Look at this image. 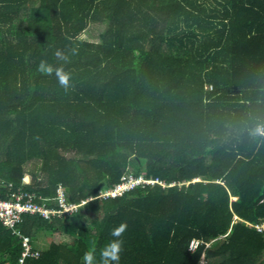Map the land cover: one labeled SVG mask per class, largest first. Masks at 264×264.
I'll list each match as a JSON object with an SVG mask.
<instances>
[{"label":"trees","instance_id":"16d2710c","mask_svg":"<svg viewBox=\"0 0 264 264\" xmlns=\"http://www.w3.org/2000/svg\"><path fill=\"white\" fill-rule=\"evenodd\" d=\"M91 23L105 29L88 35ZM63 51L69 62L58 60ZM71 73L65 91L37 71ZM264 0H0V264H83L127 229L119 264H264ZM135 168V171L133 170ZM134 171V172H133ZM134 173V174H132ZM158 180L101 196L124 175ZM29 176L30 181L25 182ZM69 242L37 246L40 233Z\"/></svg>","mask_w":264,"mask_h":264},{"label":"built area","instance_id":"2783aa9c","mask_svg":"<svg viewBox=\"0 0 264 264\" xmlns=\"http://www.w3.org/2000/svg\"><path fill=\"white\" fill-rule=\"evenodd\" d=\"M143 183H156V180L144 179L143 177H135L132 174H127L122 177L121 181L117 183L113 188L102 191L101 196H117L122 195L124 192L140 185ZM13 199H2L0 198V219L5 225L14 227V225L21 220L22 213H39L44 218L52 219L55 215L69 214L73 210H76L82 203L79 204L71 203L67 201V197L63 186H59L57 189V200L59 207L51 208L46 206V203H37L34 201L35 196L31 193H14ZM258 231L264 233V219L257 223H251ZM217 238L211 239L207 242L204 240L194 238L189 244V250L195 252L200 246L205 245V250L203 251L199 261L196 264H207L206 249L211 247L212 243L215 242ZM24 252L19 258V264H24L27 257L31 256L33 249L29 237H23Z\"/></svg>","mask_w":264,"mask_h":264},{"label":"clouds","instance_id":"9594fccd","mask_svg":"<svg viewBox=\"0 0 264 264\" xmlns=\"http://www.w3.org/2000/svg\"><path fill=\"white\" fill-rule=\"evenodd\" d=\"M55 56L58 60L69 62V57L61 50L55 52ZM37 71L42 74L52 75L53 72L58 79L59 85L68 91L71 87V73L66 72L64 68H54L46 60H41ZM258 131H260L258 129ZM260 134L264 135V131H260ZM127 229L126 223H121L118 227L112 229L110 235L113 237L112 240L108 241L100 251V264H119L120 256L123 251L124 241L121 239ZM83 264H96V253L95 251L85 252L82 257Z\"/></svg>","mask_w":264,"mask_h":264},{"label":"rangeland","instance_id":"374dc122","mask_svg":"<svg viewBox=\"0 0 264 264\" xmlns=\"http://www.w3.org/2000/svg\"><path fill=\"white\" fill-rule=\"evenodd\" d=\"M104 29H105V25L103 23H91L86 33L90 36L96 35L102 32ZM133 170L135 171V168H133ZM29 181H30V177L26 176L25 182H29ZM156 182H159V181L156 180ZM83 204L84 203H82V205ZM70 240H71V236L69 234L62 233V232H53L52 234L41 232L39 237L36 239L37 246L41 247V249L44 247H48L51 242H62V241L69 242Z\"/></svg>","mask_w":264,"mask_h":264}]
</instances>
